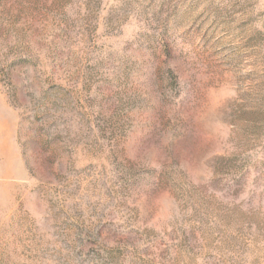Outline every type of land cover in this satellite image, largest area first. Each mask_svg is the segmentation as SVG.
I'll return each mask as SVG.
<instances>
[{
    "label": "rangeland",
    "instance_id": "374dc122",
    "mask_svg": "<svg viewBox=\"0 0 264 264\" xmlns=\"http://www.w3.org/2000/svg\"><path fill=\"white\" fill-rule=\"evenodd\" d=\"M0 264H264V0H0Z\"/></svg>",
    "mask_w": 264,
    "mask_h": 264
}]
</instances>
